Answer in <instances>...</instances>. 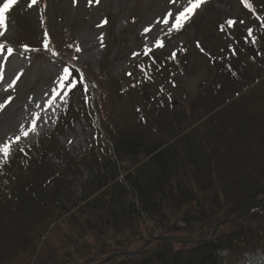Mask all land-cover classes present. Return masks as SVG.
Instances as JSON below:
<instances>
[{
  "label": "trees",
  "instance_id": "obj_1",
  "mask_svg": "<svg viewBox=\"0 0 264 264\" xmlns=\"http://www.w3.org/2000/svg\"><path fill=\"white\" fill-rule=\"evenodd\" d=\"M221 4L228 11L219 9ZM247 5L212 0L196 10L183 26L193 33L191 38L131 64L130 70L144 71L135 82L130 77L125 89L102 74H107L108 55L120 40L116 17L107 29L101 76L89 64L77 63L74 39H63L71 55L63 57L67 81L80 103L74 101L61 115L54 136L48 134L30 151L19 152L0 170V264L7 255L2 247L12 246L11 252L16 245L36 264H73L72 252L59 250L67 243L85 245L94 262L92 252L102 257L111 240L114 248L130 243L127 232L142 245L157 236L178 241L153 239L122 264H221L225 259L219 255L225 250L227 264H238L243 253L264 248V210L254 216L256 211H250L246 223H227L211 236L215 224L238 216L249 198L264 190V0H247ZM14 11L19 46L58 52L38 36L28 14L19 7ZM140 14L139 5L132 6L121 41L126 42ZM200 59L209 74L195 96L184 91L181 101L172 102L163 98L161 88L154 91L157 97L152 94L146 79L158 75L155 85L167 79L175 86L174 75L191 74ZM122 97L131 106L128 125L112 110L114 99ZM142 99L150 104L147 109H142ZM80 118L94 133L88 148L72 158L56 137ZM51 155L60 163L54 164ZM79 166L87 172L84 181ZM59 230L55 244L49 237ZM188 233L195 237H182ZM89 240L93 243L88 247ZM38 249L42 256L36 257Z\"/></svg>",
  "mask_w": 264,
  "mask_h": 264
},
{
  "label": "rangeland",
  "instance_id": "obj_2",
  "mask_svg": "<svg viewBox=\"0 0 264 264\" xmlns=\"http://www.w3.org/2000/svg\"><path fill=\"white\" fill-rule=\"evenodd\" d=\"M39 1L40 0H37L35 4L29 7L30 0H17L21 13L29 15V18L32 21L31 23H33V27L36 29L35 32L38 33V36H42L44 39L55 43L58 48V55L22 53V49L18 48L16 45L20 29L15 21V11L12 12L8 10L5 13V27L0 28V104L5 105V107L0 110V144L4 143L9 138H14L18 135L22 124L25 128H28L31 119L33 118L32 113L34 112H41V117L47 118L48 123L44 124L42 121H37L36 131L38 134L30 133L27 138L22 137L20 142L12 145L11 156L9 155L10 157L8 156L6 159L0 157V168L8 164L16 151H19L21 147L24 148V152L30 151L27 149H31L34 145L33 143L38 142L50 133L54 128L53 126H55L58 119L61 117V113L63 114L70 102V96L68 95L65 83L64 81L61 82L59 79V77L63 75L65 69L63 57L71 56L66 53L67 51L64 48L65 40L63 41V39H74L75 45H78L81 49V51L77 52L78 56L76 57V60L78 63L82 62V64H89L94 70L95 75L101 76L100 65L98 64L99 62L101 63L104 58L105 53L103 47L107 42L105 16H107L109 12L118 15L116 18V31L117 33H121V31L124 30L123 28L127 25V12L131 9L134 2V0H92V3L90 4L89 0H75V3L74 0H41L43 4L40 5ZM207 1L208 0H204L199 7L204 8ZM3 2L4 0H0V4H3ZM182 2L183 4H186L185 1L182 0ZM218 7L221 10L228 11V7L225 5L221 4L218 5ZM141 9L142 14L138 24L135 27H132L128 34L126 33V42L121 41L122 38H120L116 47L112 48L108 55L109 63H111L110 67L106 71L107 74L102 73L105 75L104 78L107 79L108 77V79L110 80L111 78L113 82H119L121 89H125V83L131 80L129 75L126 76V70L130 68V63L145 56L142 52L145 49V45H147L151 51L161 53L164 50H169L181 43L184 44L189 38H191V31L185 32V30H180L178 32H169V26L162 23V18L169 11L176 12L181 10L176 4L171 2V0H142ZM42 19L45 20V30L40 28ZM145 28L150 29V31L146 33L144 31ZM157 38L163 41V47H153ZM8 49H12L13 51L9 53ZM133 53H139V55L133 56ZM196 63V69L189 75L186 73H182L180 76L173 74L175 79H177L175 86L167 81V79H161V86L155 85V83L158 82V75L154 76V80L146 79L147 82L151 83L149 85L152 87V94L157 97V92L155 93L154 91L157 89L160 91L159 88H161L163 93V95H161L163 98L172 102L178 100L181 101V99H183L184 91H186L190 97L195 96L198 89H200L199 87L203 84L209 74L205 60L200 59ZM134 73H136L137 79L138 77L141 78L140 70H134L133 74ZM17 76H19L18 80L16 79ZM13 80H16V83L13 87L9 88L8 85L11 84ZM53 89H56L60 95L57 96L52 106L47 109V112H42L40 108L36 107V105L40 104L43 108L45 102L52 95ZM167 92L170 93L171 96L168 95ZM45 93H48L49 95L46 96ZM65 93H67V95H65ZM60 96H63L64 99L62 100ZM10 97L11 100L9 101ZM65 100L67 103L64 102ZM72 100L76 101L74 103L79 102L78 98ZM140 102L143 106L142 109H147L150 106V104H147L143 99ZM114 103L115 107L112 108V110L114 111L116 118L122 120V122L128 125L127 122H129L131 117L129 113L131 106L125 102L123 97L118 100L114 99ZM59 108L61 109L55 118V123H53V117H55ZM68 129L69 130H67L64 135H58L56 141L60 146L65 147L67 145L66 148L69 155L75 157L80 155L87 147L89 141L92 139L91 135H93L94 132L92 125H90L84 118H80L78 121H75L74 124L72 123L71 128ZM33 136L36 137L35 140L32 139ZM104 138L105 137L102 136V139ZM94 150L97 152V147H95ZM55 161H59L58 164L60 163L59 159L58 161ZM78 168L83 172L81 181H84L87 177L86 171L84 170L85 168H83V166H79ZM71 178L72 177L68 178V181H70ZM81 181L78 180V184H80ZM78 184H75L73 187L77 194H79L80 191ZM214 191L215 189L213 192ZM209 195L213 196L212 194ZM252 199L253 198H249V200ZM263 210L264 209H261V211H259L253 207V211L256 212H253L252 216L256 215L257 211L258 213H262ZM242 212H240V215H242ZM249 215L250 214L248 213L247 218ZM245 216L243 215V217ZM227 220V223L233 221H230L229 218ZM245 221L246 220L243 219L238 223H246ZM252 221L253 223H250L249 225L257 223L258 217L254 218ZM233 223L236 224V222ZM178 224L183 225L181 222ZM226 224H223L222 226ZM222 226L218 227L217 230ZM214 228L215 226L212 231ZM60 231L61 230L58 232L56 231L52 237H49L55 244H58L56 238H60ZM47 233L49 234L50 232ZM127 237L132 241L130 243L126 242L128 243L127 246L125 243L118 248H114L113 245L115 240H111L107 247L109 249L104 250L106 253L103 254L102 257L98 256L97 253L92 252L90 257H95L96 260L94 262H90L88 259L89 249L85 245L76 248L67 243L62 245L59 250L62 251L64 255L66 254L65 252L71 251L72 253H69V262L75 260L73 264H122L123 261L126 260V256L120 254L117 255L118 253L134 251V249L136 250L143 246V241H139L137 238L133 239L132 233L127 232ZM143 237H145L144 232ZM182 237L187 239L190 237L193 238L195 237V233H193V235L188 233ZM170 238L173 239L174 237L170 236ZM67 240L69 241V238H67ZM19 243H23L26 247H30V245L24 240H21ZM79 243L80 245L83 244V242L80 241ZM92 243L93 241L89 240L88 247L89 244L92 245ZM174 243H176V241ZM10 247L12 246L2 247L5 254H7L3 259V264H36L34 258L28 255L26 256V252L19 250V248L17 249V245L11 252H9ZM46 248L47 245L42 250H45ZM126 248H128V250ZM41 253V250L38 249L35 256H42ZM228 254L229 253L226 250L220 253L219 256H222L225 259L221 261V264H227ZM110 256L113 257L109 258ZM244 256H246L247 260L241 264H264V251L262 248H259L256 251H250Z\"/></svg>",
  "mask_w": 264,
  "mask_h": 264
},
{
  "label": "snow or ice",
  "instance_id": "obj_3",
  "mask_svg": "<svg viewBox=\"0 0 264 264\" xmlns=\"http://www.w3.org/2000/svg\"><path fill=\"white\" fill-rule=\"evenodd\" d=\"M17 2V0H5V2L2 4V6H0V28H4L5 27V13L12 7V5H14ZM37 2V0H30L29 3V7H31L33 4H35ZM171 2H173L174 4H176L178 6V8H180L181 10H178L176 12H171L169 11L163 18H162V23L164 25H168V31L172 32V31H180L184 24L191 18V16L194 14V11L197 7L200 6V4H202L204 2V0H187V4H183L182 0H171ZM242 2H244L247 5V0H242ZM75 3V0H74ZM89 3H92V0H89ZM106 23V21H105ZM229 24L234 23L233 21H229ZM146 33L150 31V29L145 28L144 30ZM248 34L249 37L252 36V29L248 30ZM247 42V40H246ZM253 42H255V39L253 38ZM163 41L159 38L156 39L155 44L153 45V47L155 48H160L163 47ZM25 48V51H28V46L25 45L23 46ZM47 44L44 45L45 50H47ZM71 47V45H70ZM9 53H11L13 50L12 49H8ZM76 51L79 52L81 51L80 47L77 45L76 46ZM151 52V49L145 45V49H144V54L148 55ZM53 55H58V53H56L55 51H53L52 53ZM139 53H133V56H138ZM75 58V57H74ZM141 71H144V68L141 67ZM128 75H131V73H128ZM68 76V69L65 68L64 69V73L63 75H61L59 77V79L61 80V82H63L65 80V78ZM16 79H19V76L16 77ZM82 82V79H81ZM16 83V80H13L11 84L8 85L9 88L13 87ZM67 86V85H66ZM46 96H48V93H45ZM60 94L56 91V89L52 90V95L50 96V98L45 102L44 107L42 108L40 104H37L36 107L40 108L42 112H47V109L49 107L52 106V104L55 102L57 96H59ZM65 95H67V93H65ZM60 98L63 100L64 97L60 96ZM11 100V97L9 98V101ZM65 103H67V101H64ZM5 107V105L0 104V110H2ZM32 119L30 121V125L28 128H25V126L22 124L20 126V130H19V134L16 135L14 138H9L7 141H5L4 143L0 144V157L3 158H7L12 151V145L18 143L21 141V138H27L29 136L30 133L32 134H38L36 131L37 128V121H42V123L47 124L48 123V119L47 118H42L41 117V112H34L32 113ZM53 123H55V120L52 121ZM21 152H24V148L21 147L19 149Z\"/></svg>",
  "mask_w": 264,
  "mask_h": 264
},
{
  "label": "bare ground",
  "instance_id": "obj_4",
  "mask_svg": "<svg viewBox=\"0 0 264 264\" xmlns=\"http://www.w3.org/2000/svg\"><path fill=\"white\" fill-rule=\"evenodd\" d=\"M60 109H61V108H59V110L57 111L55 117H53V120H55V118H56L58 112L60 111ZM32 139L35 140L36 137L33 136ZM10 156H11V154H10ZM10 156H9V157H10ZM252 198H253L252 200L247 201V204H246V206H245L244 211L242 212V215L239 214V215L236 216V217H232V219H233L234 222L238 223V222H241L243 219H246L248 213H250V211H253V208H252V210L246 212V208H248L249 205H251V204H253V205L256 204L255 207H254V208H256V210L258 209L259 211H261V209H264V190H259L257 193H255V194L252 196ZM254 210H255V209H254ZM243 215H244V216L246 215V216L243 217ZM241 219H242V220H241ZM241 260H242V259H241ZM241 260L238 262V264H241V263H242ZM246 260H247V259H245V261H246Z\"/></svg>",
  "mask_w": 264,
  "mask_h": 264
},
{
  "label": "water",
  "instance_id": "obj_5",
  "mask_svg": "<svg viewBox=\"0 0 264 264\" xmlns=\"http://www.w3.org/2000/svg\"><path fill=\"white\" fill-rule=\"evenodd\" d=\"M255 205H256V204H254V205H253V204L249 205V207L246 208V212H247V211H250L253 207H255ZM227 221H228V220H224V221H222V222H220V223H217V225L215 226V228H214L212 234H214V233L216 232V230H217L218 227H220V226L223 225V224H226ZM230 221H232V220H230ZM159 238L162 239V240H165V241H168V240L170 239L169 236H167V237H159ZM174 241H176V239H175ZM118 254H125V252L118 253ZM112 257H113V256H110L109 258H112Z\"/></svg>",
  "mask_w": 264,
  "mask_h": 264
}]
</instances>
